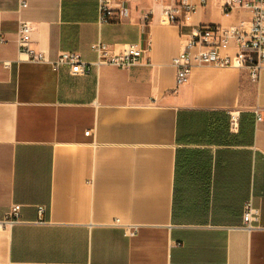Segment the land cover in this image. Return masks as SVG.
<instances>
[{"label":"crops","instance_id":"obj_1","mask_svg":"<svg viewBox=\"0 0 264 264\" xmlns=\"http://www.w3.org/2000/svg\"><path fill=\"white\" fill-rule=\"evenodd\" d=\"M190 3L178 25L155 0L100 25L99 0H0V264H264V69L253 84L247 70L197 67L177 86L173 64L196 28L253 15ZM21 23L47 62L21 52ZM99 41L147 53L127 70H53L65 52L96 63ZM15 205L21 223L7 227Z\"/></svg>","mask_w":264,"mask_h":264},{"label":"built area","instance_id":"obj_2","mask_svg":"<svg viewBox=\"0 0 264 264\" xmlns=\"http://www.w3.org/2000/svg\"><path fill=\"white\" fill-rule=\"evenodd\" d=\"M131 0H99L98 23L108 25L116 15L128 17L130 15L129 2ZM164 3L162 9V22L178 25L180 16L188 19L195 13L196 7L190 0H155ZM206 4L210 0H200ZM222 10L229 12L234 8L250 11L253 15L248 27L224 29L221 27L196 28L188 40L185 50L174 60L177 70L176 84L181 86L187 82L194 68L216 67L247 70L250 81L257 84L260 73L264 69V0H217ZM23 8L26 4H23ZM32 27L28 23H21L19 28V47L21 52L33 62H47L44 53L32 48ZM1 41H4L0 38ZM233 43L237 45V53L233 56H222L221 52L227 50ZM92 51L97 55V62L88 64L81 60L77 53H62L57 60L51 62L54 71L68 67L72 74L88 75L93 67L110 65L127 70L140 64L147 51L138 45H128L123 52L116 53L111 46L99 41L92 46ZM258 120L260 118L258 117ZM232 122L236 118L232 116ZM90 135V132L86 133ZM39 214L45 213V207L38 208ZM21 206H13L6 215L5 225L11 227L20 221ZM261 212L256 207L254 199H248L243 210V229L252 231L258 228ZM126 235L134 236L137 228H126Z\"/></svg>","mask_w":264,"mask_h":264}]
</instances>
